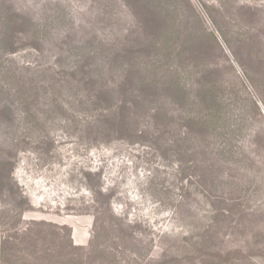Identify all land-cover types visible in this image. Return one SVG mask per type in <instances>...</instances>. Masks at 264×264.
<instances>
[{"label":"rangeland","instance_id":"rangeland-1","mask_svg":"<svg viewBox=\"0 0 264 264\" xmlns=\"http://www.w3.org/2000/svg\"><path fill=\"white\" fill-rule=\"evenodd\" d=\"M0 264H264V0H0Z\"/></svg>","mask_w":264,"mask_h":264}]
</instances>
